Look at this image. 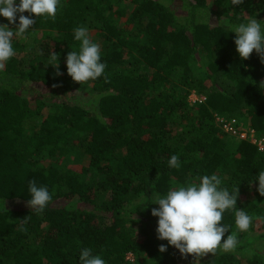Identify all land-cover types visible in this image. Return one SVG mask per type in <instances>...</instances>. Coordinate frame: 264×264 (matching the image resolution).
I'll return each mask as SVG.
<instances>
[{
    "label": "trees",
    "instance_id": "1",
    "mask_svg": "<svg viewBox=\"0 0 264 264\" xmlns=\"http://www.w3.org/2000/svg\"><path fill=\"white\" fill-rule=\"evenodd\" d=\"M249 17L264 21V0H61L55 21L38 18L14 38L16 54L0 69V264H80L83 248L106 264H264L256 180L264 154L216 125L236 120L238 132L264 138V63L255 51L242 60L231 30ZM79 26L96 36L107 66L81 84L66 67L67 54L79 50ZM32 32L42 35L30 40ZM52 52L60 76L48 64ZM191 91L204 102L190 104ZM83 94L96 105L84 107ZM75 151L89 156L88 166H63ZM172 155L179 169L169 167ZM212 174L230 193L239 187L236 208L254 217L251 228L238 233L234 251L182 257L157 238L153 203ZM32 180L52 194L43 213L11 208L27 204ZM25 217L27 231H18ZM222 224L223 242L237 231L235 210Z\"/></svg>",
    "mask_w": 264,
    "mask_h": 264
},
{
    "label": "clouds",
    "instance_id": "2",
    "mask_svg": "<svg viewBox=\"0 0 264 264\" xmlns=\"http://www.w3.org/2000/svg\"><path fill=\"white\" fill-rule=\"evenodd\" d=\"M232 3L240 5L243 0H232ZM60 7L61 0H0V17L8 21L7 24H0V69L16 54L13 39L24 37L38 18L55 21ZM9 25L15 27L10 28ZM231 30L235 33L234 43L239 57L247 60L255 51L264 63V21L249 17L246 23L231 26ZM74 39L80 42L79 50L70 51L66 56L67 75L79 84L104 76L107 66L101 62V47L91 39L88 29L77 27ZM48 64L56 69V76L62 75L58 54L52 52ZM105 82H108L107 79ZM260 86L264 87V82ZM168 165L179 169V156L172 155ZM256 180L257 191L264 197V171L258 173ZM221 184L218 175H203L170 189L165 196L156 195L153 204L158 208H153L151 215L158 218L157 238L166 240L168 246L176 248L182 257L191 255L195 260L209 253L215 255L218 250L234 251L239 244L238 233L248 231L254 217L236 208L239 187L230 193ZM29 192L31 198L27 200V206L37 214L43 213L52 200V194L47 187L38 186L35 180L29 181ZM229 210H235L237 231L231 232L222 242L225 234L229 233V227L222 224L223 214ZM26 224L27 217L20 220L18 231L26 232ZM166 250V245L159 246L161 253ZM79 261L80 264H106L100 255H93L90 248L81 250Z\"/></svg>",
    "mask_w": 264,
    "mask_h": 264
},
{
    "label": "rangeland",
    "instance_id": "3",
    "mask_svg": "<svg viewBox=\"0 0 264 264\" xmlns=\"http://www.w3.org/2000/svg\"><path fill=\"white\" fill-rule=\"evenodd\" d=\"M119 2L122 3V4H118L117 7L122 6V5H123V7L125 9H129L131 7L130 4H126L128 2H124V3L121 2V1H119ZM41 35H42V32H32L30 34L29 39L32 40L34 38H40ZM90 37L98 40L94 34H90ZM194 75L197 76V73L194 72ZM190 93H192V91ZM90 96L91 95L83 94V95H80L78 97V100L80 101V103L83 104V106L88 108V109H91V106H95L96 102H97L94 99H91ZM191 100H192V97L189 96L188 102L190 104H194ZM30 104L33 107L34 104H33L32 101L30 102ZM48 112L49 111H43L42 118H45L47 116ZM63 159H62L63 160L62 164H63V166H65V168H72V169H75V170H79L81 167H86L89 164V156L85 155L83 152H80V151H75V152H72L69 155L63 156ZM43 164L44 165L48 164V162L46 161V158H43ZM25 206H27V204L23 203L21 201H14V202H12L10 204L11 208L19 209V210L22 209ZM249 236L251 237V235H249ZM128 257H129V259H132L131 261L133 262L134 258L132 256H130V255H128Z\"/></svg>",
    "mask_w": 264,
    "mask_h": 264
},
{
    "label": "built area",
    "instance_id": "4",
    "mask_svg": "<svg viewBox=\"0 0 264 264\" xmlns=\"http://www.w3.org/2000/svg\"><path fill=\"white\" fill-rule=\"evenodd\" d=\"M192 97L193 103H202L205 98L202 96H197L193 92L190 95ZM216 125L226 134H231L236 136L241 140H248L251 144L255 145L261 154H264V138L256 139L253 131H240V127L236 120L227 119H216Z\"/></svg>",
    "mask_w": 264,
    "mask_h": 264
}]
</instances>
